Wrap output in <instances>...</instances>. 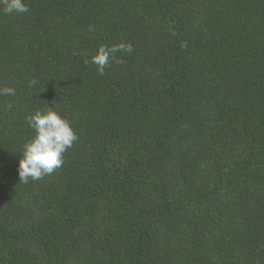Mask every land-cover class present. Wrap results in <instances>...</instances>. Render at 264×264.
Returning <instances> with one entry per match:
<instances>
[{"label": "trees", "instance_id": "1", "mask_svg": "<svg viewBox=\"0 0 264 264\" xmlns=\"http://www.w3.org/2000/svg\"><path fill=\"white\" fill-rule=\"evenodd\" d=\"M25 3L0 11V264H264V0ZM48 107L78 139L23 183Z\"/></svg>", "mask_w": 264, "mask_h": 264}, {"label": "clouds", "instance_id": "2", "mask_svg": "<svg viewBox=\"0 0 264 264\" xmlns=\"http://www.w3.org/2000/svg\"><path fill=\"white\" fill-rule=\"evenodd\" d=\"M0 11L4 14L27 13L29 7L25 0H0ZM120 50L131 52L132 47L130 44H120L111 48L100 45L98 54L91 57V63L96 64L97 70L103 75L111 54ZM15 94L14 88L0 89V95ZM26 121L35 135L23 145L22 158L18 163L19 181L23 183L39 180L60 168L64 163V154L78 139L68 119L52 107L29 114Z\"/></svg>", "mask_w": 264, "mask_h": 264}]
</instances>
